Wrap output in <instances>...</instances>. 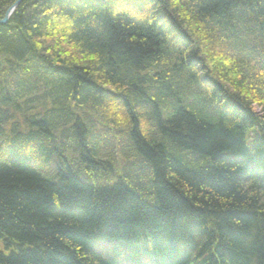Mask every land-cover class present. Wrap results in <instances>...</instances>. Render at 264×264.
<instances>
[{"label":"trees","instance_id":"16d2710c","mask_svg":"<svg viewBox=\"0 0 264 264\" xmlns=\"http://www.w3.org/2000/svg\"><path fill=\"white\" fill-rule=\"evenodd\" d=\"M0 264H264V0H20Z\"/></svg>","mask_w":264,"mask_h":264},{"label":"water","instance_id":"95a60500","mask_svg":"<svg viewBox=\"0 0 264 264\" xmlns=\"http://www.w3.org/2000/svg\"><path fill=\"white\" fill-rule=\"evenodd\" d=\"M20 0H17L13 5H11L4 13V16L0 19V23H5L8 20V17L13 9V7L19 2Z\"/></svg>","mask_w":264,"mask_h":264},{"label":"bare ground","instance_id":"6f19581e","mask_svg":"<svg viewBox=\"0 0 264 264\" xmlns=\"http://www.w3.org/2000/svg\"><path fill=\"white\" fill-rule=\"evenodd\" d=\"M16 1H17V0H15L11 5H13ZM19 2H20V1H19ZM19 2H18V3H19ZM18 3L13 7V9H12L10 15L13 13V11L15 10L16 6L18 5ZM11 5H10V6H11ZM10 6H9V7H10ZM9 7H8V8H9ZM8 8H7V9H8ZM7 9H6V10H7ZM6 10H5V11H6ZM10 15H9V16H10ZM143 247H144V246H142L141 244H139L138 247H137V251L140 253V251H141V249H142Z\"/></svg>","mask_w":264,"mask_h":264}]
</instances>
